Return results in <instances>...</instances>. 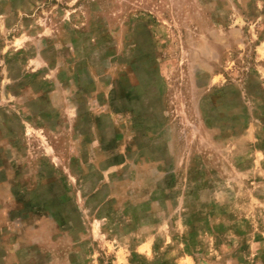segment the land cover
Masks as SVG:
<instances>
[{"label":"rangeland","instance_id":"obj_1","mask_svg":"<svg viewBox=\"0 0 264 264\" xmlns=\"http://www.w3.org/2000/svg\"><path fill=\"white\" fill-rule=\"evenodd\" d=\"M0 264H264V0H0Z\"/></svg>","mask_w":264,"mask_h":264}]
</instances>
